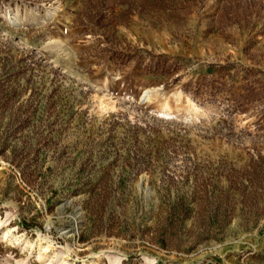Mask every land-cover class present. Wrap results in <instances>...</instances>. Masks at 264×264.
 Instances as JSON below:
<instances>
[{
    "label": "rangeland",
    "instance_id": "1",
    "mask_svg": "<svg viewBox=\"0 0 264 264\" xmlns=\"http://www.w3.org/2000/svg\"><path fill=\"white\" fill-rule=\"evenodd\" d=\"M143 1L0 0V264H264V0Z\"/></svg>",
    "mask_w": 264,
    "mask_h": 264
},
{
    "label": "bare ground",
    "instance_id": "2",
    "mask_svg": "<svg viewBox=\"0 0 264 264\" xmlns=\"http://www.w3.org/2000/svg\"><path fill=\"white\" fill-rule=\"evenodd\" d=\"M12 20H14L15 23H19L20 18L14 17V18H12ZM180 92H181V91H180ZM175 94H176V93L174 92V93L172 94V96L174 97ZM150 98H151V96H150V94H149L148 92H145V93L143 94V96H142V100H150ZM203 108H204L203 105L198 104V103H194V102H192V101L189 102V103H187V110H189V111L192 113V115H196V114L200 113V111H202ZM64 264H66V262H64ZM113 264H118V263H117V262H113Z\"/></svg>",
    "mask_w": 264,
    "mask_h": 264
},
{
    "label": "trees",
    "instance_id": "3",
    "mask_svg": "<svg viewBox=\"0 0 264 264\" xmlns=\"http://www.w3.org/2000/svg\"><path fill=\"white\" fill-rule=\"evenodd\" d=\"M170 0H144L142 3H143V6H148V5H150V3H152V4H156V5H162L163 3L165 4V5H167V3L169 2ZM172 2H174V0H171ZM170 1V2H171ZM169 2V3H170ZM172 5V4H171Z\"/></svg>",
    "mask_w": 264,
    "mask_h": 264
}]
</instances>
